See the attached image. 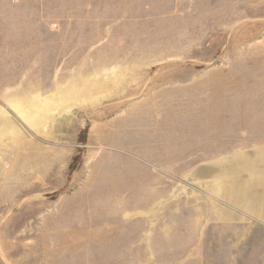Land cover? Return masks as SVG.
Wrapping results in <instances>:
<instances>
[{
  "label": "rangeland",
  "instance_id": "374dc122",
  "mask_svg": "<svg viewBox=\"0 0 264 264\" xmlns=\"http://www.w3.org/2000/svg\"><path fill=\"white\" fill-rule=\"evenodd\" d=\"M0 264H264V0H0Z\"/></svg>",
  "mask_w": 264,
  "mask_h": 264
}]
</instances>
